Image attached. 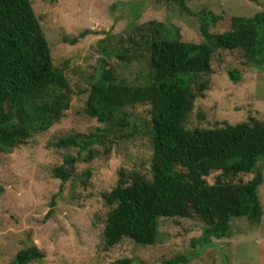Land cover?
<instances>
[{
    "label": "trees",
    "instance_id": "obj_1",
    "mask_svg": "<svg viewBox=\"0 0 264 264\" xmlns=\"http://www.w3.org/2000/svg\"><path fill=\"white\" fill-rule=\"evenodd\" d=\"M174 2L189 11L186 0ZM256 1V0H251ZM200 20L203 41H182L164 31L156 21L138 25L143 39L139 57L144 73L134 83L116 75L104 61L87 88L84 113L101 127L95 132L60 137L58 148H78L66 154L63 163L52 169L61 182L75 177V163L108 153L115 132L121 136L147 135L151 153L148 169L118 170L115 185L102 193L109 207L103 227L104 247L124 239L137 246L154 245L161 218H193L203 222V233L195 239L201 246L211 238L228 236L231 220L245 217L258 224L263 214L257 195L264 175L258 167L264 158V122L256 118L222 126L187 127L194 99L205 96L213 59L230 55L225 65L229 79L239 82L250 67L264 68V10L253 16L234 15L230 29L211 32L212 12L194 13ZM128 39L134 44L133 38ZM120 58L131 61L124 54ZM70 87L64 69L53 64L50 47L31 0H0V151L9 152L33 135L49 129L69 107ZM149 104L145 129L124 108ZM108 143V144H107ZM95 144L103 146L98 150ZM214 173L213 183L207 177ZM240 173L252 178L233 182ZM90 175L87 170L83 172ZM34 244L20 249L8 264H28L42 259ZM118 259L114 264H132ZM190 261L188 254L176 255L165 264Z\"/></svg>",
    "mask_w": 264,
    "mask_h": 264
},
{
    "label": "rangeland",
    "instance_id": "obj_2",
    "mask_svg": "<svg viewBox=\"0 0 264 264\" xmlns=\"http://www.w3.org/2000/svg\"><path fill=\"white\" fill-rule=\"evenodd\" d=\"M48 41L53 64L64 69L70 87L69 107L49 129L33 135L9 152L0 151V264H8L16 253L34 243L44 254L28 264H114L118 259L132 264H165L180 254L190 261L179 264H264V181L257 188L262 207L258 224L245 217L231 220L228 236L212 237L201 246L203 222L193 218H161L154 245L137 246L124 239L105 249L103 227L109 207L102 193L109 191L118 170H146L151 153L147 135L121 136L131 128L115 132L108 153L75 163V177L61 182L52 169L66 154L78 148H58L54 143L72 133L95 132L101 127L84 113L87 88L104 61L118 76L133 82L144 73L139 57L143 39L136 27L156 21L182 41H203L200 20L194 13L212 12L211 32L230 29L234 15L250 17L264 10V0H186L189 11L174 2L157 0H31ZM166 29V30H165ZM132 37L134 44L128 39ZM124 54L132 60L120 58ZM213 59L205 96L194 99L186 126H222L256 118L264 122V68L252 66L239 82L229 79L225 65L230 55ZM135 82V81H134ZM133 82V83H134ZM149 104L124 109L136 119L140 130L149 120ZM108 144V143H107ZM98 150L103 146L95 144ZM264 175V158L258 161ZM89 171L85 176L83 172ZM240 173L233 182L252 178ZM214 181V173L207 177ZM196 239V240H195Z\"/></svg>",
    "mask_w": 264,
    "mask_h": 264
}]
</instances>
